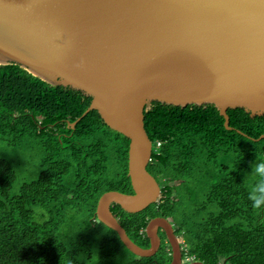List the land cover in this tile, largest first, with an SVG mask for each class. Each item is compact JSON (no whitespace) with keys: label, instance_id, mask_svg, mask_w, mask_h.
<instances>
[{"label":"trees","instance_id":"16d2710c","mask_svg":"<svg viewBox=\"0 0 264 264\" xmlns=\"http://www.w3.org/2000/svg\"><path fill=\"white\" fill-rule=\"evenodd\" d=\"M91 102L20 64H0V140L14 151L40 153L38 174L22 182L14 162L0 155V264H97L115 251L133 254L96 214L105 192L134 193L130 140L96 110L72 127ZM228 114L233 129L211 106L154 102L145 111L150 139L162 142L148 166L162 196L140 213L112 207L138 245L150 247L146 227L163 216L181 236L185 256L205 264H264V210L247 198L251 178L243 184L256 157L264 158V115L241 108ZM171 260L165 244L154 257L135 255L128 264Z\"/></svg>","mask_w":264,"mask_h":264},{"label":"water","instance_id":"95a60500","mask_svg":"<svg viewBox=\"0 0 264 264\" xmlns=\"http://www.w3.org/2000/svg\"><path fill=\"white\" fill-rule=\"evenodd\" d=\"M10 63L92 97L72 127L96 110L130 140L134 193L105 192L97 218L139 257L159 252L162 230L171 264H184L169 219L149 221L150 247L143 248L112 207L140 213L162 196L148 169L153 141L145 111L154 102L214 107L227 129H233L230 109L264 115V0H0V64Z\"/></svg>","mask_w":264,"mask_h":264},{"label":"rangeland","instance_id":"374dc122","mask_svg":"<svg viewBox=\"0 0 264 264\" xmlns=\"http://www.w3.org/2000/svg\"><path fill=\"white\" fill-rule=\"evenodd\" d=\"M0 155L8 156L17 166L20 182L27 180L28 177L35 178L38 174V162L40 153H38L37 151H34L30 148L23 149L22 151H14L12 148L8 147L3 141L0 140ZM112 255L113 256L107 263L99 262L97 264H128L130 257L135 256L126 250L115 251L112 253Z\"/></svg>","mask_w":264,"mask_h":264},{"label":"clouds","instance_id":"9594fccd","mask_svg":"<svg viewBox=\"0 0 264 264\" xmlns=\"http://www.w3.org/2000/svg\"><path fill=\"white\" fill-rule=\"evenodd\" d=\"M250 178L253 182L249 187L247 198L253 209L264 210V158L256 157V161L251 164V171L246 175L243 184H247ZM185 264H188L187 258H185Z\"/></svg>","mask_w":264,"mask_h":264},{"label":"built area","instance_id":"2783aa9c","mask_svg":"<svg viewBox=\"0 0 264 264\" xmlns=\"http://www.w3.org/2000/svg\"><path fill=\"white\" fill-rule=\"evenodd\" d=\"M161 145H162V142L161 141H156L155 143H153V151H157L160 148ZM182 247H183V253L185 251H187V249L184 246H182ZM185 258H187V261L188 262H191V261H195L196 260L195 257H188L187 255L185 256ZM218 264H229V263H227L226 261H221Z\"/></svg>","mask_w":264,"mask_h":264},{"label":"flooded vegetation","instance_id":"af4514ba","mask_svg":"<svg viewBox=\"0 0 264 264\" xmlns=\"http://www.w3.org/2000/svg\"><path fill=\"white\" fill-rule=\"evenodd\" d=\"M160 235H161V237H162V246H161V248L165 245V244H169L168 243V241H167V239L165 238V235H164V232L162 231V230H160ZM178 235V234H177ZM179 238H180V240H182L181 239V236H179ZM183 240L181 241V247L183 246ZM160 248V249H161ZM160 251V250H159ZM182 252H183V247H182ZM170 253H171V247H170ZM183 260H184V264H185V255H184V253H183ZM188 262V261H187ZM189 263V262H188Z\"/></svg>","mask_w":264,"mask_h":264}]
</instances>
